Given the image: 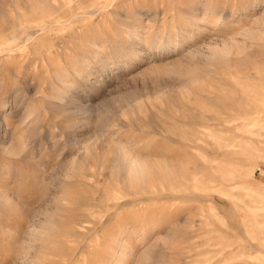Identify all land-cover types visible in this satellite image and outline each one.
Wrapping results in <instances>:
<instances>
[{
  "label": "rangeland",
  "instance_id": "1",
  "mask_svg": "<svg viewBox=\"0 0 264 264\" xmlns=\"http://www.w3.org/2000/svg\"><path fill=\"white\" fill-rule=\"evenodd\" d=\"M0 264H264V0H0Z\"/></svg>",
  "mask_w": 264,
  "mask_h": 264
}]
</instances>
